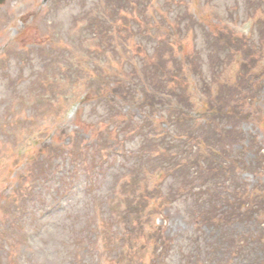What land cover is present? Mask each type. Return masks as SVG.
Instances as JSON below:
<instances>
[{
    "label": "rangeland",
    "instance_id": "1",
    "mask_svg": "<svg viewBox=\"0 0 264 264\" xmlns=\"http://www.w3.org/2000/svg\"><path fill=\"white\" fill-rule=\"evenodd\" d=\"M263 17L264 0L0 4V264H264V210L228 217L234 195L264 200Z\"/></svg>",
    "mask_w": 264,
    "mask_h": 264
},
{
    "label": "trees",
    "instance_id": "2",
    "mask_svg": "<svg viewBox=\"0 0 264 264\" xmlns=\"http://www.w3.org/2000/svg\"><path fill=\"white\" fill-rule=\"evenodd\" d=\"M235 41H237V43H234L235 45H234V47H232L231 46V44H229L228 45V51H229V47L231 48H233V49H241V44H243V43H241V42H239L238 40H236L235 39ZM220 46H221V44H220ZM245 50V49H244ZM250 50V49H249ZM246 51V53H247V50H245ZM161 64V62L160 63H158V64H155V66L154 65H152L153 67H155V68H157L159 65ZM161 68L163 69V67H162V65H161ZM244 68V67H243ZM146 81L148 82V80L146 79ZM243 81H245L244 80V78H243V76L241 77V80L240 81H238V83H237V87L238 86H242L243 85ZM152 84V83H151ZM151 86V88L155 91V92H158V93H162V92H164V89L162 88L161 90H160V88H158V87H156L154 84L153 85H150ZM151 93V92H150ZM169 94V93H168ZM173 94V93H172ZM170 95V94H169ZM156 95V93H151V95L150 94H148V93H144L143 95H142V100H141V102H146L152 109L156 106V104H160L161 103V101H162V97H160V96H157ZM149 98V99H148ZM155 100H157L156 101V103H155ZM184 107H186L187 108V105H186V103L184 102L183 104H182ZM189 113L187 112V111H184L183 109H182V107L180 108V109H176V115H188ZM212 166H214V165H212ZM197 178H199L198 176H197ZM202 177H200L199 179H201ZM198 180V179H197ZM234 199H235V204H236V207H237V211L238 212H234V210H232V211H230V214H228V217L230 216V215H233V218L234 217H236V218H238L240 215L241 216H245V215H247L248 213H254V212H256V213H258L259 212V210L260 209H263L264 208V200L262 199V198H258L257 200H256V202H255V204H254V206L253 207H250L249 209H246V210H244V211H242V212H240V206H241V201L239 200L238 202H236V200L238 199L237 198V196L236 195H234ZM243 203V202H242ZM233 204V203H232ZM227 212V211H226ZM215 217H217V216H215ZM215 217H210L209 218V222L212 224H214L215 223V220H216V218ZM222 218H225V215L223 214V216H221ZM247 217H251V218H253V215H248ZM219 218V217H218ZM230 220V219H229ZM225 221V220H224ZM212 224V225H213ZM217 225L218 224H220V223H216ZM258 244L260 245V247H261V249L262 250H264V242L262 241V238H261V236H259L258 237Z\"/></svg>",
    "mask_w": 264,
    "mask_h": 264
},
{
    "label": "water",
    "instance_id": "3",
    "mask_svg": "<svg viewBox=\"0 0 264 264\" xmlns=\"http://www.w3.org/2000/svg\"><path fill=\"white\" fill-rule=\"evenodd\" d=\"M3 2V0H0V3H2Z\"/></svg>",
    "mask_w": 264,
    "mask_h": 264
}]
</instances>
